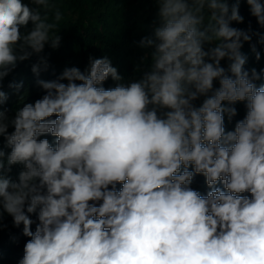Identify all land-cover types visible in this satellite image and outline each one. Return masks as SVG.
I'll return each mask as SVG.
<instances>
[{
	"label": "clouds",
	"instance_id": "9594fccd",
	"mask_svg": "<svg viewBox=\"0 0 264 264\" xmlns=\"http://www.w3.org/2000/svg\"><path fill=\"white\" fill-rule=\"evenodd\" d=\"M152 3L138 78L90 56L83 71L37 79L44 95L9 115L4 79L59 48L65 17L53 0H0V229L5 214L23 226L18 264H264V70L241 51L264 35L232 26L241 0ZM246 3L264 27V3ZM47 68L41 57L31 71ZM238 103L246 114L226 130Z\"/></svg>",
	"mask_w": 264,
	"mask_h": 264
},
{
	"label": "trees",
	"instance_id": "16d2710c",
	"mask_svg": "<svg viewBox=\"0 0 264 264\" xmlns=\"http://www.w3.org/2000/svg\"><path fill=\"white\" fill-rule=\"evenodd\" d=\"M53 2L65 17L60 24L61 44L58 49L46 46L42 53L33 54L29 59L18 62L15 70L4 79L3 90L9 97L4 107L9 110V115H13L14 111L22 107L24 103H32L44 95V91L36 83L37 79L55 80L66 67L75 66L83 71L88 66L90 56L94 58L108 56L126 80L138 78L140 75L133 69L139 63L143 50L134 42H138L151 31L155 18L152 0H53ZM232 2L233 0H229L230 4ZM261 2L264 3V0ZM239 11L244 21L243 23L233 22V27L247 30L251 24L254 32L264 35V27L258 25L256 18L250 14L246 0H241ZM53 12L49 13L50 18ZM253 45L260 53L258 61L252 51ZM241 51L247 57L246 69L255 68L258 72L264 70V43L259 42L258 36H252L250 42H244ZM41 57L47 60L48 68L46 71L42 70L37 77L31 68L40 61ZM222 65L227 67V61H222ZM41 67L43 68L42 65ZM20 82H23V87L19 93L9 87L10 83ZM256 83L257 86L264 84V75ZM115 85L116 82L109 78L103 86L111 88ZM196 103L198 105L200 101ZM236 107L238 115L233 118V121L229 123L225 118L226 130H233L235 122L246 114L243 103H238ZM9 131L12 129L10 128ZM42 138H48L51 143H55V138L50 135ZM0 147H4L6 152L10 151L4 146L2 137H0ZM21 170L22 166H13L9 175L15 180ZM217 186L223 188L222 184ZM191 187L199 191L201 195H206L210 190L203 175L194 176ZM245 195L250 194L245 193ZM32 219L36 221L35 214H32ZM2 223L6 227L0 229V264H18L23 256L24 244L29 238L22 235L23 226L15 227L12 218L7 214L4 215ZM35 227L34 222L33 231Z\"/></svg>",
	"mask_w": 264,
	"mask_h": 264
}]
</instances>
